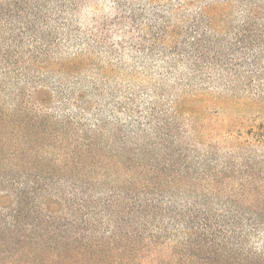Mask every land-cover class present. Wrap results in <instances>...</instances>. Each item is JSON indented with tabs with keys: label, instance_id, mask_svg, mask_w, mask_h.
Instances as JSON below:
<instances>
[{
	"label": "trees",
	"instance_id": "obj_1",
	"mask_svg": "<svg viewBox=\"0 0 264 264\" xmlns=\"http://www.w3.org/2000/svg\"><path fill=\"white\" fill-rule=\"evenodd\" d=\"M263 101L264 0H0V264H264Z\"/></svg>",
	"mask_w": 264,
	"mask_h": 264
},
{
	"label": "rangeland",
	"instance_id": "obj_2",
	"mask_svg": "<svg viewBox=\"0 0 264 264\" xmlns=\"http://www.w3.org/2000/svg\"><path fill=\"white\" fill-rule=\"evenodd\" d=\"M226 107L214 102L205 105L206 116L202 122L206 131L216 138L228 134L237 136L238 133H242L245 135L250 129L258 130L260 126H264V105L255 108Z\"/></svg>",
	"mask_w": 264,
	"mask_h": 264
}]
</instances>
